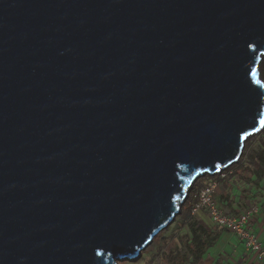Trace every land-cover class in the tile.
<instances>
[{"label": "water", "instance_id": "water-1", "mask_svg": "<svg viewBox=\"0 0 264 264\" xmlns=\"http://www.w3.org/2000/svg\"><path fill=\"white\" fill-rule=\"evenodd\" d=\"M264 0H0V264L133 260L264 127Z\"/></svg>", "mask_w": 264, "mask_h": 264}, {"label": "crops", "instance_id": "crops-1", "mask_svg": "<svg viewBox=\"0 0 264 264\" xmlns=\"http://www.w3.org/2000/svg\"><path fill=\"white\" fill-rule=\"evenodd\" d=\"M256 144L255 151L247 155L235 173L218 181L213 200L218 208L232 215L252 209L251 228L264 249V133ZM243 169L247 171L244 175L240 174ZM179 229L188 242L195 235L202 241L214 240L203 247L200 264H205L208 258L207 264H264L255 260L234 233L213 224L202 211L185 217Z\"/></svg>", "mask_w": 264, "mask_h": 264}, {"label": "rangeland", "instance_id": "rangeland-1", "mask_svg": "<svg viewBox=\"0 0 264 264\" xmlns=\"http://www.w3.org/2000/svg\"><path fill=\"white\" fill-rule=\"evenodd\" d=\"M262 73L264 76V60L262 63ZM264 133V127L259 130L256 134L252 135L248 141L244 144L243 150L240 156V160L238 159L236 163H233L231 166L227 167L220 172L209 175V174H202L199 175L196 179H194L188 188L187 197L184 202L180 205L179 214L176 216L174 221L168 225L164 230L159 232L155 235L151 243L146 246L142 251L139 252V255L136 259L133 260H117V264H200L197 261L193 260V257L190 256L189 252V245L188 240L185 241L184 233H182L179 229L180 224L182 223L183 219L192 214V208L194 207L196 201V195L201 189L204 184L208 183L209 181H213L217 184L216 188L218 187V181L227 178L231 174L235 173L239 166H241L247 155L253 151H255L256 143L259 141L261 136ZM246 170H241L240 174H246ZM238 178V177H236ZM216 190V189H215ZM214 190V191H215ZM242 193V192H241ZM247 194V193H245ZM244 195V194H242ZM202 212L206 213L202 210ZM207 256L208 253L205 252ZM204 255V256H205ZM209 259V258H208ZM206 260L205 264H207ZM200 260V259H199Z\"/></svg>", "mask_w": 264, "mask_h": 264}, {"label": "built area", "instance_id": "built-area-1", "mask_svg": "<svg viewBox=\"0 0 264 264\" xmlns=\"http://www.w3.org/2000/svg\"><path fill=\"white\" fill-rule=\"evenodd\" d=\"M217 184L209 181L199 189L192 214L196 211H205L213 224L234 233L244 248L250 252L255 260L264 261V249L258 240L257 234L252 230L250 219L252 209L243 213L232 215L218 208L213 200V193ZM197 213V212H196Z\"/></svg>", "mask_w": 264, "mask_h": 264}, {"label": "trees", "instance_id": "trees-1", "mask_svg": "<svg viewBox=\"0 0 264 264\" xmlns=\"http://www.w3.org/2000/svg\"><path fill=\"white\" fill-rule=\"evenodd\" d=\"M197 235L195 236H192L190 239L191 241L188 242L189 244V252H190V256L193 257V260L197 261L201 258V256L203 255V250L204 248L203 247H208L210 245L211 242H213L214 240L211 239L209 241L207 240H200V239H197ZM194 241V242H193Z\"/></svg>", "mask_w": 264, "mask_h": 264}, {"label": "bare ground", "instance_id": "bare-ground-1", "mask_svg": "<svg viewBox=\"0 0 264 264\" xmlns=\"http://www.w3.org/2000/svg\"><path fill=\"white\" fill-rule=\"evenodd\" d=\"M231 165H232V164H231ZM231 165H230V166H231ZM157 234H158V233H157ZM157 234H156V235H157ZM141 251H142V250H141ZM116 262H117V261H116ZM117 263H118V262H117Z\"/></svg>", "mask_w": 264, "mask_h": 264}]
</instances>
